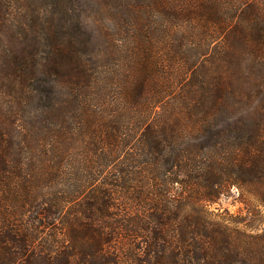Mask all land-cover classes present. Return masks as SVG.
<instances>
[{"label": "trees", "instance_id": "obj_1", "mask_svg": "<svg viewBox=\"0 0 264 264\" xmlns=\"http://www.w3.org/2000/svg\"><path fill=\"white\" fill-rule=\"evenodd\" d=\"M0 264H264V0H0Z\"/></svg>", "mask_w": 264, "mask_h": 264}, {"label": "rangeland", "instance_id": "obj_2", "mask_svg": "<svg viewBox=\"0 0 264 264\" xmlns=\"http://www.w3.org/2000/svg\"><path fill=\"white\" fill-rule=\"evenodd\" d=\"M214 212H226L237 217H251L244 204L241 202L239 193L236 189H230L225 196H221L216 203L211 205ZM249 215V216H248Z\"/></svg>", "mask_w": 264, "mask_h": 264}]
</instances>
